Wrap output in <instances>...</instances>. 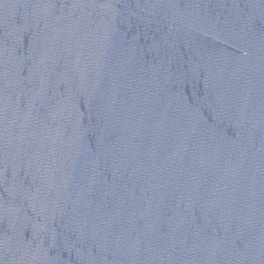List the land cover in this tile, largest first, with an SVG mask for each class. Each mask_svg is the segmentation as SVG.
<instances>
[{"label":"water","instance_id":"obj_1","mask_svg":"<svg viewBox=\"0 0 264 264\" xmlns=\"http://www.w3.org/2000/svg\"><path fill=\"white\" fill-rule=\"evenodd\" d=\"M0 264H264V0H0Z\"/></svg>","mask_w":264,"mask_h":264}]
</instances>
